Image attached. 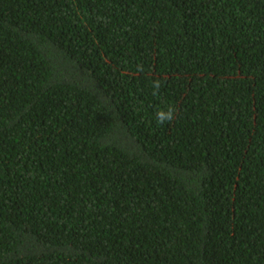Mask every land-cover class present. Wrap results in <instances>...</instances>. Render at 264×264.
Returning <instances> with one entry per match:
<instances>
[{"label":"trees","instance_id":"obj_1","mask_svg":"<svg viewBox=\"0 0 264 264\" xmlns=\"http://www.w3.org/2000/svg\"><path fill=\"white\" fill-rule=\"evenodd\" d=\"M0 264H264V0H0Z\"/></svg>","mask_w":264,"mask_h":264},{"label":"clouds","instance_id":"obj_2","mask_svg":"<svg viewBox=\"0 0 264 264\" xmlns=\"http://www.w3.org/2000/svg\"><path fill=\"white\" fill-rule=\"evenodd\" d=\"M161 87V81L156 79L152 81V95H159ZM175 119V108L171 105L158 108L155 112V120L157 124L163 125L165 123H171Z\"/></svg>","mask_w":264,"mask_h":264}]
</instances>
